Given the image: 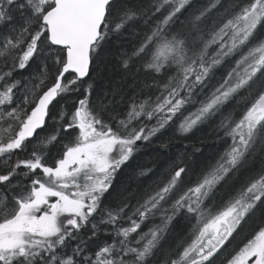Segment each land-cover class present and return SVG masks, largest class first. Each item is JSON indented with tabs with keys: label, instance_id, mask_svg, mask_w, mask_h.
<instances>
[{
	"label": "snow or ice",
	"instance_id": "snow-or-ice-1",
	"mask_svg": "<svg viewBox=\"0 0 264 264\" xmlns=\"http://www.w3.org/2000/svg\"><path fill=\"white\" fill-rule=\"evenodd\" d=\"M0 128V264H264V0H0Z\"/></svg>",
	"mask_w": 264,
	"mask_h": 264
},
{
	"label": "trees",
	"instance_id": "trees-1",
	"mask_svg": "<svg viewBox=\"0 0 264 264\" xmlns=\"http://www.w3.org/2000/svg\"><path fill=\"white\" fill-rule=\"evenodd\" d=\"M126 41L127 42L125 43L124 48L128 50L130 54L133 43L135 42V35L126 37ZM98 72H99V76L97 77V80L102 84V87L105 91H107L108 88H117L118 86L124 87L126 90L130 91L132 87H135V84L130 83L133 80V75L132 74H129L128 76L122 75L121 71L117 68L115 61L113 62L112 65H109L108 67H105L103 65L100 66ZM135 83L139 84L140 87H143L144 84L143 73L138 74ZM148 83H151V81L149 80ZM102 95L103 93L101 94V96ZM72 103L73 101L71 99L63 100L61 101L60 105H58V108L69 110L72 107ZM96 103L99 104L100 100L98 99ZM107 115L108 114L106 113L105 116L107 117ZM49 123L52 124L51 121H49ZM48 131L51 132L52 128H49ZM169 135H171V133H169ZM164 139L167 140V137H165ZM201 140L204 141L203 145H201ZM185 143H187L189 146L193 144L202 146L204 147V151L206 153H210L217 148L222 149L223 147V145L218 144V142L215 139L214 127H208V126H204L201 129L197 130L189 140L185 141ZM61 147L62 145L58 144L51 149L52 158L49 160V163H52V160L57 158ZM155 151L156 150L153 149L149 153L142 155L140 162L142 164L151 165L155 168H161L164 164V159L163 158L157 159L155 157ZM1 159L3 158L0 157V160ZM4 167H6V165L3 166L2 168ZM137 183L138 181L134 177H131L128 174L118 175L116 180L114 181V191H112L111 195L108 197V202L112 204L119 203L124 198V196L127 195L126 192L127 186L130 184L135 186ZM189 227L190 226L183 221L175 225L171 238H169L168 242L165 243L163 246V251L158 252L157 255L153 257L155 264H164L165 259L176 257V254L179 251L178 245L180 244L181 241L186 240L189 233ZM248 227H250L251 229L249 231H246ZM254 227L255 225L253 224H249L245 226L244 231L241 233V235L237 237L236 241L233 242V245L228 248V252L232 251L233 247H235L236 242L238 241L239 238H241L242 236L244 239L246 238V236L249 237ZM144 230L147 231V228H145ZM244 239L243 241L246 242V239L245 240ZM225 255H228V253H225ZM223 258L224 257L220 258L218 264L221 262ZM224 259L222 260L221 264H223Z\"/></svg>",
	"mask_w": 264,
	"mask_h": 264
},
{
	"label": "rangeland",
	"instance_id": "rangeland-1",
	"mask_svg": "<svg viewBox=\"0 0 264 264\" xmlns=\"http://www.w3.org/2000/svg\"><path fill=\"white\" fill-rule=\"evenodd\" d=\"M51 123H53V121H51ZM9 135V133H7V132H4L3 131V129L2 128H0V137H3L5 140L7 139L6 137ZM6 164L4 163V160L3 159H1L0 160V168H2L3 166H5ZM251 228L250 227H248L247 228V230L246 231H249ZM245 237V236H244ZM246 237H248V236H246ZM243 236L241 237V238H239L238 239V241L236 242V244H241V241H243ZM245 240V239H244ZM227 255H225V257H226ZM224 257V258H225ZM223 258V259H224ZM222 259V260H223ZM222 260H221V262H222ZM221 262L219 263V264H221Z\"/></svg>",
	"mask_w": 264,
	"mask_h": 264
}]
</instances>
